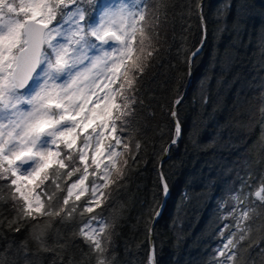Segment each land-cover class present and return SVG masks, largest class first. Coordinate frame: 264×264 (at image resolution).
<instances>
[{"label":"trees","instance_id":"1","mask_svg":"<svg viewBox=\"0 0 264 264\" xmlns=\"http://www.w3.org/2000/svg\"><path fill=\"white\" fill-rule=\"evenodd\" d=\"M226 3L227 30H221L217 9ZM190 6L194 11L195 0H168L166 8L148 0L146 27L159 23L153 40L159 53L146 70L125 133L132 151L137 141L141 149L126 179L105 189L113 194L106 207L96 209L113 226L106 254L112 264H147L153 244L155 264H218L226 257L216 249L223 250L236 231L235 219L221 217L233 208L250 213L243 222L250 230L232 250L235 264H264V202L255 196L264 178V0H203L207 38L191 65L187 57L200 47L203 33ZM181 97L182 135L165 155L174 129L171 108ZM6 184L0 181V264H96L77 235L79 215L68 223L37 217L12 231L9 222L17 213ZM237 193L242 203L233 199ZM36 224L43 229L42 242L32 237ZM224 224L232 227L221 237Z\"/></svg>","mask_w":264,"mask_h":264},{"label":"snow or ice","instance_id":"2","mask_svg":"<svg viewBox=\"0 0 264 264\" xmlns=\"http://www.w3.org/2000/svg\"><path fill=\"white\" fill-rule=\"evenodd\" d=\"M167 2L157 0L163 8ZM230 8L226 3L217 9V20L225 25L221 30H227ZM189 11L200 19L203 33L200 47L187 57L191 65L207 38L203 0H195V10L190 6ZM146 25L148 0H0V181L12 191L17 213L9 222L12 231L37 217L68 223L79 215L77 235L95 254L96 264H112L106 254L113 226L103 209H96L106 207L113 194L105 189L126 179L141 149L137 141L133 152L125 133L146 70L159 53L153 45L159 23ZM181 102L182 97L171 108L174 129L165 155L182 135ZM160 179L166 195L162 171ZM255 196L264 202V178ZM233 199L242 203L239 193ZM229 217L236 231L222 241L223 250L216 249L226 257L218 264H235L232 250L250 230L243 224L250 219L248 210L233 208L221 219ZM230 227L224 224L221 237ZM147 230L151 237L154 223ZM31 234L42 242L39 224ZM147 264H155L154 244Z\"/></svg>","mask_w":264,"mask_h":264},{"label":"rangeland","instance_id":"3","mask_svg":"<svg viewBox=\"0 0 264 264\" xmlns=\"http://www.w3.org/2000/svg\"><path fill=\"white\" fill-rule=\"evenodd\" d=\"M109 2H112V3H118L119 0H109ZM124 2L127 3L126 0H124ZM130 3H131V0H130ZM113 175L115 176V174H113Z\"/></svg>","mask_w":264,"mask_h":264},{"label":"water","instance_id":"4","mask_svg":"<svg viewBox=\"0 0 264 264\" xmlns=\"http://www.w3.org/2000/svg\"><path fill=\"white\" fill-rule=\"evenodd\" d=\"M150 239H152V237H150Z\"/></svg>","mask_w":264,"mask_h":264}]
</instances>
